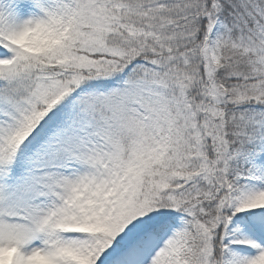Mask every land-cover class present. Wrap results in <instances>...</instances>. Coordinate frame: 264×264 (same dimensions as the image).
<instances>
[{
	"label": "snow or ice",
	"instance_id": "6c2138e0",
	"mask_svg": "<svg viewBox=\"0 0 264 264\" xmlns=\"http://www.w3.org/2000/svg\"><path fill=\"white\" fill-rule=\"evenodd\" d=\"M0 264H264V0H0Z\"/></svg>",
	"mask_w": 264,
	"mask_h": 264
}]
</instances>
